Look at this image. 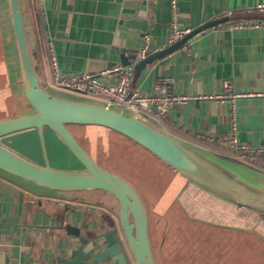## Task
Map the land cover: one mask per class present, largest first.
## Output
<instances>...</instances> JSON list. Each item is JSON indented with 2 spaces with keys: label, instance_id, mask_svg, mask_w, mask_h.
Masks as SVG:
<instances>
[{
  "label": "crops",
  "instance_id": "1",
  "mask_svg": "<svg viewBox=\"0 0 264 264\" xmlns=\"http://www.w3.org/2000/svg\"><path fill=\"white\" fill-rule=\"evenodd\" d=\"M142 1L22 0L25 19L29 16L32 22L31 45L43 87L52 77L50 48L61 73H100L121 65L123 55L142 53L149 37L155 49L167 47L173 22L190 31L209 24L184 46L132 76L130 90L151 93L158 78H171V92L183 97L182 103L171 105L164 120L151 116L148 122L222 164L239 167L255 183H264V27H228L239 18L262 19L263 13L254 9L264 0H177L175 18L169 0H146L151 11L149 34L137 37L123 21L128 16L125 11ZM228 12L231 16H224ZM104 80L112 82L114 76ZM226 83L244 96L234 102L214 98L226 92ZM231 113L238 139L252 148L251 158L240 161L243 165L226 159H235L226 143L232 132ZM31 187L36 188L0 175V251L20 264L65 257L75 240L66 235L65 223L84 229L94 239L118 228L112 200L100 191L102 199L89 191L75 200V193H32Z\"/></svg>",
  "mask_w": 264,
  "mask_h": 264
},
{
  "label": "water",
  "instance_id": "2",
  "mask_svg": "<svg viewBox=\"0 0 264 264\" xmlns=\"http://www.w3.org/2000/svg\"><path fill=\"white\" fill-rule=\"evenodd\" d=\"M18 60L22 98L31 113L0 120V139L15 133L36 130L44 164L38 165L0 143V171L39 189L54 192L81 193L100 191L113 203L118 228L102 237H89L84 229L65 223L70 243L69 253L44 264H157L152 249L149 217L139 193L122 177L102 169L79 144L68 126H99L133 141L161 163L191 182L221 195L234 203L264 212V186L248 178L241 169L227 166L206 153L193 148L151 125L147 119L135 117L100 103L59 97L49 93L40 79V67L31 55L25 30L22 0H6ZM123 25L135 36L149 34L146 0L127 9ZM204 24L181 40L155 49L149 37L146 55L120 57L122 66H133V78L156 60L181 47L188 39L207 29ZM123 52V49H120ZM55 134L81 165V171H62L50 165L45 131ZM249 179V178H248ZM246 181V182H245ZM255 183V184H254ZM255 186V188H254ZM259 186L260 188H257ZM0 264H20V260L0 251ZM28 264H42L39 261Z\"/></svg>",
  "mask_w": 264,
  "mask_h": 264
},
{
  "label": "trees",
  "instance_id": "3",
  "mask_svg": "<svg viewBox=\"0 0 264 264\" xmlns=\"http://www.w3.org/2000/svg\"><path fill=\"white\" fill-rule=\"evenodd\" d=\"M3 2L6 1L0 0V9L3 8ZM4 18L5 13L0 11V28L4 35L2 44L9 45L13 42L12 29L8 16V28L4 27ZM31 27V18L27 16L25 30L34 58L29 31ZM75 127L100 134H105L104 130L111 131L107 135L111 139L107 144L100 145L105 148L97 146L95 149L104 151L112 160L114 157L115 161L121 162L126 157L129 159L125 154V147L128 150L135 146L142 152L143 160L147 163L141 177L157 195L160 203L158 208L155 206L157 214L154 217L150 205L146 206L157 264H264V212L234 203L181 177L151 153L110 129L99 126ZM50 134L52 135L51 131H45L46 144ZM83 136L81 134L80 140H76L88 150L81 138ZM56 142L57 140L52 141V147L60 150ZM118 146L123 152L118 151ZM69 155L72 156L70 153ZM156 234L159 241L156 240Z\"/></svg>",
  "mask_w": 264,
  "mask_h": 264
},
{
  "label": "rangeland",
  "instance_id": "4",
  "mask_svg": "<svg viewBox=\"0 0 264 264\" xmlns=\"http://www.w3.org/2000/svg\"><path fill=\"white\" fill-rule=\"evenodd\" d=\"M0 11H3L5 13V18L2 20V24H4L5 28H8V22L6 18L8 16V8H7L6 2H3V8H1ZM3 38H4V35L2 34L1 28H0V120L22 116V115H27L31 113V108L26 106L22 98V86L18 82L19 70H18V65H17L18 60H17V54L15 53V47L13 45V42H10L9 45L2 44ZM5 38L7 39V36H5ZM11 38H13V34ZM45 89L49 93L54 94L59 97H66V98L75 99V100H78V98L84 99V97H82L81 95L77 93H74V92L69 93V92L51 87L49 85H45ZM69 129L77 140H80L79 136L81 134H84V136L81 138L83 139V141L85 142V144H87L89 148L88 150L85 148V150L89 153V155L93 158V160L102 169L108 172L114 173L116 175H119L124 180H126L139 193L144 204L146 206H148V204L150 205L151 210H152V215L154 217V215L157 214L156 207L158 208L160 203H159L157 195L145 184L144 180L141 177V175H143L144 173L143 167L147 163L146 161L143 160L142 152L135 146L130 147L128 150L125 147V154L126 156L130 158L128 159L126 157V160H124V162H121L119 160L115 161L116 160L115 157L112 160L109 156H107L106 153H104V151L102 150L97 151L95 149V147L97 146L102 149L105 148L100 145L107 144V142L111 139L109 136H107L109 135L111 131L104 130V133L106 134L105 135L103 133L100 134L99 132H91V131H88L87 129L79 130V128L72 126V125L69 127ZM55 140H57L56 143L59 145L61 151L57 149L56 147H52V141H55ZM47 141L48 143L46 144V148H47L46 152L48 155L50 165L53 168L62 170V171H81L82 170L81 165L72 156L69 155L70 152L55 134L53 133L52 135L50 134L48 136ZM0 143L3 146H6L10 150L18 153L19 155L23 156L24 158L38 165L44 164V157L42 155L41 145H40V142L38 141V137L35 134L34 130H27V131L20 132L19 134H12V135L3 137L0 139ZM118 151L123 152L122 150L119 149V146H118ZM226 159H227V162H229L230 164H238V165L242 164L236 158L235 159L226 158ZM238 169L240 168L238 167ZM244 174L248 176L249 178L248 173H244ZM0 175L3 177H7V179L11 178L10 176L4 173H1ZM242 178L247 181V182L245 181L246 183L252 180L246 177H242ZM260 186H264V183H261ZM256 187L260 188L259 186H256ZM28 189L32 193H40V194L47 193V194H52V195H55L56 193H58V192L43 191L42 189L32 188V187ZM91 193H95L93 196L94 198L98 197L99 199H102L101 196H99L100 194L98 191L91 192ZM62 194L65 195L64 193ZM82 197L87 199L90 196L82 195ZM93 197L91 196V198ZM72 198L75 200L78 199L79 193H75ZM103 200H104V197H103ZM244 222L247 223L246 220ZM252 224L253 223H250V225ZM157 236L158 234H156V240H158ZM160 237H161V234H160Z\"/></svg>",
  "mask_w": 264,
  "mask_h": 264
},
{
  "label": "built area",
  "instance_id": "5",
  "mask_svg": "<svg viewBox=\"0 0 264 264\" xmlns=\"http://www.w3.org/2000/svg\"><path fill=\"white\" fill-rule=\"evenodd\" d=\"M42 2L43 0H38ZM170 7L173 11L174 18L178 15L177 0H169ZM264 15V3H259L254 9ZM224 16H231L228 12ZM229 28H259L264 27V17L262 19L256 18H239L234 23L228 26ZM190 33V29L181 28L176 23L171 25V34L169 45L181 40L185 35ZM184 46V45H182ZM142 49V57L144 56L146 47ZM50 60L52 68V77L46 83L51 87L68 92H74L82 97L84 100L100 103L110 106L118 111H123L128 114H133L135 117L145 118L147 121L152 117L157 120H164L167 117V112L171 105L181 104L183 97L173 95L171 92V81L169 77L158 78L155 81L151 93H140L138 91H131L130 85L133 76L132 65H117L100 73H75L63 74L58 68L54 53L50 48ZM114 76L112 82H106V77ZM226 92L224 94L215 96L217 99H228L234 102L236 98L243 97V94H236L232 90V86L225 84ZM233 107V104H232ZM231 135L226 143L232 148L235 158L241 162H247L251 156L252 148L242 143L238 137L235 129L234 114L230 115ZM254 153V151H253Z\"/></svg>",
  "mask_w": 264,
  "mask_h": 264
}]
</instances>
